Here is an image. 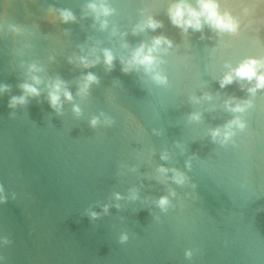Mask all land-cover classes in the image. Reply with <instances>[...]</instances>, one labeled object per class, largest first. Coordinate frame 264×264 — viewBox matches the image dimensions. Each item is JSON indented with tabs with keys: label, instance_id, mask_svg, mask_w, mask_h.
Masks as SVG:
<instances>
[{
	"label": "water",
	"instance_id": "95a60500",
	"mask_svg": "<svg viewBox=\"0 0 264 264\" xmlns=\"http://www.w3.org/2000/svg\"><path fill=\"white\" fill-rule=\"evenodd\" d=\"M92 2L0 0V264H264V90L219 84L245 57H264V0H220L237 34L182 32L170 0H105L114 11L99 20ZM149 16L163 27L139 30ZM160 34L173 44L154 69L124 73L121 60ZM88 72L98 82L80 92ZM57 78L72 94L58 110L48 98ZM14 96L26 102L10 107ZM230 97L250 103L232 112ZM237 116L244 130L213 139Z\"/></svg>",
	"mask_w": 264,
	"mask_h": 264
},
{
	"label": "clouds",
	"instance_id": "9594fccd",
	"mask_svg": "<svg viewBox=\"0 0 264 264\" xmlns=\"http://www.w3.org/2000/svg\"><path fill=\"white\" fill-rule=\"evenodd\" d=\"M87 7L95 13V17L98 20L101 16L107 17L111 15L114 11L107 5V3H105V0H99V3H89ZM245 12H248V10L245 9ZM167 16L171 24L181 29L184 33H187L189 28H191L193 31L202 32L205 24H207L210 28L218 33L226 32L229 34L239 33L241 27L239 19L233 15L230 9L225 8L224 10H221L220 0H195L194 3L193 0H170V3L167 7ZM60 18L65 23L76 20L75 15L69 9H61ZM107 23V20H102L101 28H106ZM145 27L155 30L157 28L163 27V21L157 19L155 16H149L143 24L137 25V28L141 31H143ZM133 34H135V31ZM172 44L173 41L164 34L154 36L152 38L151 44L141 43L136 49L132 51L131 56L127 61L123 59L121 60V63L123 65L121 70L124 73H128L133 69V66H143L146 71H152L157 62L156 52L158 48L162 45L171 47ZM103 57L104 64L107 66L108 70H111V68L113 67V61L115 59L112 51L107 48L103 49ZM79 60L85 68L92 67L96 62H98H90L86 57H79ZM69 62H71V60ZM153 79L158 83H166L167 81L166 76L162 75L159 72H156L154 74ZM33 80L36 84L40 83L38 77H33ZM234 80L247 81L251 85L247 88V91L251 94H255L258 90H264V57L247 56L242 59L235 67L230 68L229 71L225 72L224 75L220 78V87L223 88L226 85L233 83ZM97 82L98 78L93 73L88 72L84 76L80 92H86L90 84ZM63 85L64 81L57 78L55 82L49 86L51 89L48 93L49 103L51 107L56 108L57 110L61 106L60 101L62 91L65 99H72L71 92L66 88H63ZM7 87V85L0 87V91L5 90ZM21 87L23 88L24 92L29 95L38 96L40 94L39 89L32 84L25 83L22 84ZM241 87H243V85H241ZM205 95L207 96L209 94L205 93ZM237 99L238 98L236 97H230L229 101H227L226 104L232 112H243L245 110V104L250 102H238L235 104L231 103V101ZM25 102V96H14L11 98L9 106L15 107L17 103ZM74 111L79 113L80 110L78 107H74ZM191 118L199 119L200 117L199 114L192 113ZM96 123V119L93 118V120L91 121L92 126H95ZM233 126L240 130H244L247 125L244 120L237 116L223 126V132L220 126L212 129L211 135L213 139L222 136L221 143L227 142L234 135ZM162 158H166V156H162ZM161 171H167V169H164L163 166H161ZM175 179L178 182L182 181V174L177 171ZM2 191L3 189L2 187H0V192ZM0 200H2V197H0ZM158 203L159 206L163 209L166 205H168L169 201L166 196H162L160 197ZM93 215H95V213H93ZM126 239V235L121 236L122 242ZM186 255L190 256L191 252H187Z\"/></svg>",
	"mask_w": 264,
	"mask_h": 264
}]
</instances>
